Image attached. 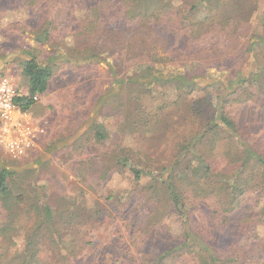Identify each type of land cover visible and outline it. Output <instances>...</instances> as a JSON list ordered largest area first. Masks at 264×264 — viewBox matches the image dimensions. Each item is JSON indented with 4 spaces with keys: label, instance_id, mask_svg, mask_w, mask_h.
<instances>
[{
    "label": "trees",
    "instance_id": "1",
    "mask_svg": "<svg viewBox=\"0 0 264 264\" xmlns=\"http://www.w3.org/2000/svg\"><path fill=\"white\" fill-rule=\"evenodd\" d=\"M83 1V16L60 30L55 12L71 10L75 0H0V16L31 9L30 22L13 24L17 32L25 27L30 43L48 45L41 58L30 49L22 56L27 93L15 101L31 110L59 60L71 66L70 92L82 98L77 110L87 116L102 98L98 116L110 118L114 135L94 121L88 131L106 149L69 168L81 181L129 171L134 184L107 200L114 235L123 230L132 247L81 239L79 227L102 219L106 205L88 208L71 195L43 200L1 167L0 264H165L170 254L179 264H264V31L252 26L261 0ZM105 58L108 69L91 74ZM156 63L191 68L164 75ZM213 68L225 71L227 85L196 80ZM104 72L116 90L97 88ZM153 86L172 88L173 96L152 95ZM196 90L205 91L193 96ZM127 133L152 153L122 146ZM82 146L80 139L70 145ZM137 209L141 221L120 222ZM171 214L181 233L163 227Z\"/></svg>",
    "mask_w": 264,
    "mask_h": 264
},
{
    "label": "rangeland",
    "instance_id": "2",
    "mask_svg": "<svg viewBox=\"0 0 264 264\" xmlns=\"http://www.w3.org/2000/svg\"><path fill=\"white\" fill-rule=\"evenodd\" d=\"M85 3L83 0H75L74 6L69 9H58L55 12V21L60 30H66L71 26L72 16L81 18L84 14ZM32 10H20L17 12H4L0 16V76L8 77L14 84L17 92L20 95L27 93V86L25 80L21 76L20 61L22 56L30 49V51L41 58L48 45H39L36 42L30 43L27 33L22 30L25 28L14 26L13 22H30L29 16ZM252 26L255 33H262L264 31V1H259L257 10L252 14ZM27 30V29H26ZM63 52V51H62ZM64 53V52H63ZM107 56V51L103 53ZM111 61L110 58H105L104 61L96 67L91 74L102 70H107V63ZM180 63H156L154 69L166 74H180L184 72L185 68H191L190 65ZM96 75V73H95ZM71 66L66 62L59 60L54 63L53 74L49 79V86L47 91L40 96L38 101L34 104L31 111L33 114L43 121L46 133L42 144L37 149L31 151L21 157H11L7 153L0 150V168L6 167L14 170L19 175L16 178L18 186L26 187L24 189L31 190L29 184L36 188L38 196L45 199L48 196L57 195V198H64L71 195L84 202L88 208H98V204L106 205L108 210L102 214V219L91 220L86 222L85 225L79 227L78 232L81 230V239L90 240L95 245L100 247L109 244L117 243L119 246H128L130 240L120 227L117 228L116 236L114 219L112 220L110 211L112 204L107 200V196L114 190H123L134 184L129 171L125 168L123 173L112 170L110 175L104 181L97 179L86 178V181H81V178L75 176L74 172L70 170L69 163L77 157H89L98 155L106 145L96 143L92 137V131H88L91 124L98 120L114 135L113 125L109 117L98 116L102 98L92 107V110L87 116L82 114L77 107L80 100V95H72L70 90L75 84ZM104 79L100 87H97L105 92H112L119 86L118 82L110 79V76L104 72L102 75ZM227 76L225 71L213 68L204 75H199L196 80H199L202 85L216 84L227 85ZM222 82V83H221ZM223 85L221 87H223ZM152 95L168 94L172 97V88H161L157 86L150 87ZM211 90V89H210ZM205 90H196L192 95H203ZM162 92V93H161ZM224 92V91H223ZM107 93V94H108ZM163 94V95H164ZM212 94H215L212 92ZM214 96V95H212ZM80 113H79V112ZM78 139L81 140L82 148L78 151H73L70 147ZM122 146L132 147L142 153L151 154V147L144 143L143 138H133L131 134L127 133L122 139ZM98 161V160H97ZM28 171L29 177H23V173ZM31 192V197H33ZM144 212L137 209L134 217L128 220H121L120 222L127 225H132L137 220L141 221ZM75 224L78 225L76 222ZM162 225L164 228L169 229L172 233H181V222L176 215H169L163 219ZM92 236L87 233H91ZM85 231V233H84ZM23 230L19 231L17 235V245L22 242L21 237ZM90 236V237H89ZM124 239V240H123ZM125 239L127 241H125ZM82 240V241H83ZM120 241L125 243L119 244ZM126 244V245H124ZM129 247V246H128ZM130 247L132 245L130 244ZM129 247V248H130ZM175 253V252H173ZM126 264V262H125ZM165 264H179L177 259L170 254L165 261Z\"/></svg>",
    "mask_w": 264,
    "mask_h": 264
},
{
    "label": "built area",
    "instance_id": "3",
    "mask_svg": "<svg viewBox=\"0 0 264 264\" xmlns=\"http://www.w3.org/2000/svg\"><path fill=\"white\" fill-rule=\"evenodd\" d=\"M18 95L12 81L0 76V149L17 158L38 147L46 132L44 123L16 103Z\"/></svg>",
    "mask_w": 264,
    "mask_h": 264
},
{
    "label": "crops",
    "instance_id": "4",
    "mask_svg": "<svg viewBox=\"0 0 264 264\" xmlns=\"http://www.w3.org/2000/svg\"><path fill=\"white\" fill-rule=\"evenodd\" d=\"M37 97V99H39L40 97H38V96H36ZM36 99V100H37ZM31 111V110H30ZM32 112V111H31ZM32 114H33V112H32ZM34 115V114H33ZM35 116V115H34ZM36 117V116H35ZM39 121H41L42 123H43V121L42 120H40L38 117H36ZM1 150V149H0ZM1 151H3V150H1ZM4 152V151H3Z\"/></svg>",
    "mask_w": 264,
    "mask_h": 264
}]
</instances>
